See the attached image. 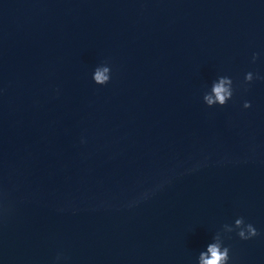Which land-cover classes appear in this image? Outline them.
<instances>
[{"label":"water","instance_id":"1","mask_svg":"<svg viewBox=\"0 0 264 264\" xmlns=\"http://www.w3.org/2000/svg\"><path fill=\"white\" fill-rule=\"evenodd\" d=\"M245 70L264 76V0H0V264H195L236 215L261 235L226 239L231 264H264ZM218 74L236 91L207 108Z\"/></svg>","mask_w":264,"mask_h":264},{"label":"clouds","instance_id":"2","mask_svg":"<svg viewBox=\"0 0 264 264\" xmlns=\"http://www.w3.org/2000/svg\"><path fill=\"white\" fill-rule=\"evenodd\" d=\"M259 53H251L250 63H255ZM102 68V71H101ZM90 80L94 85L103 86L111 78V66L107 61H100L95 64L90 71ZM264 79L254 70H245L242 73V79L239 81L240 87L247 88L253 81ZM203 91L200 95L201 103L207 107H223L233 99L236 91L232 76L228 74H218L209 79L203 85ZM240 107L248 109L251 102L247 99L242 100ZM234 234L241 241H248L261 235L253 223L248 222L241 215H236L230 223H222L220 228L213 232L209 241L195 255V264H231L230 248L225 243ZM59 259V256H57Z\"/></svg>","mask_w":264,"mask_h":264}]
</instances>
